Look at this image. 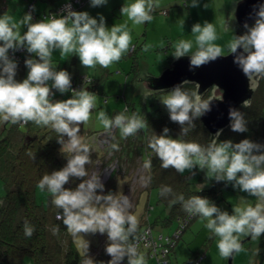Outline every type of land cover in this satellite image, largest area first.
Instances as JSON below:
<instances>
[{
    "label": "clouds",
    "instance_id": "obj_1",
    "mask_svg": "<svg viewBox=\"0 0 264 264\" xmlns=\"http://www.w3.org/2000/svg\"><path fill=\"white\" fill-rule=\"evenodd\" d=\"M89 2L90 6L99 7L107 0ZM185 6L198 7L199 0H188ZM158 7L157 0H132L121 6L120 15L126 16L133 24L141 25L154 19L153 12ZM62 13H51L35 22L30 12L18 22H12L7 15H0V125L26 126L31 122L56 133V142L61 146L60 152L65 150L66 154H61L67 163L59 170L44 174L37 187L50 194V202L58 209L56 220L62 221L72 238L79 242L83 264H97L88 254L90 242L84 238L96 233L106 234L105 252L111 257L107 264H121L125 258L127 264H146V257L138 250L137 244L140 221L130 211L132 203L129 197L122 192L105 194L101 173L97 169L91 173L88 171L92 149L80 132L81 125L90 120L98 107L97 95L83 86L79 90L72 89L70 73L57 70V65L52 62L53 53L59 50L61 54L76 55L85 69L97 65L107 69L126 53L135 50L128 25L108 27L102 15L98 19L93 18L85 11H73L67 3ZM224 27L226 31L233 32L231 22L226 21ZM243 27L245 31L242 34L233 35L228 53L248 80L264 78V3L258 5L253 24L245 23ZM21 28L25 29L23 33ZM191 33L196 34L194 42L180 40L172 54L174 59L188 57L191 70L224 57L222 47L215 43L218 37L211 22L193 24ZM20 49L28 54L24 60L28 71L25 79L17 81L18 65L9 52ZM189 82L185 80L164 91L165 95L160 99L170 121L180 127L176 138L169 135L167 127L159 135L153 132L149 138L148 146L159 158L161 168H171L180 175L198 168L205 172L207 180L230 183L233 189L264 201V144L247 138L238 143L220 141L222 130L204 145L185 139L195 129V121L211 111L212 101L223 98L217 85L218 99H205L198 92L184 87ZM91 83L92 80H88V85ZM53 90L72 95L67 99L53 100ZM243 105L250 106V103L246 100ZM126 113L127 109L109 117L105 110H101L97 115L106 136L102 143L111 150H119L118 142H112L116 139L115 130H119L122 139H127L149 127L143 114ZM228 116L233 132L248 131V121L243 112L229 108ZM27 155L35 159V152L29 151ZM142 167L150 172L152 159L144 161ZM72 178L81 182L74 189L65 188L64 185ZM151 179V175L141 177L142 186L148 187ZM160 196L173 197L172 205L180 204L189 217L206 221L204 227L210 233L209 238L218 237L217 248L224 259L244 251L241 237L258 239L264 234V203L235 207L229 214L208 198L193 195L186 199L183 194L173 193L168 186L161 188ZM241 200L246 201V197H241ZM51 231L56 234L59 227H53ZM34 232L35 226L25 219L24 236L31 238ZM259 253L257 247L250 264H258Z\"/></svg>",
    "mask_w": 264,
    "mask_h": 264
},
{
    "label": "trees",
    "instance_id": "obj_2",
    "mask_svg": "<svg viewBox=\"0 0 264 264\" xmlns=\"http://www.w3.org/2000/svg\"><path fill=\"white\" fill-rule=\"evenodd\" d=\"M87 0H62L53 7L40 12L33 11V4L27 6V13H31L35 17L47 16V14L58 13V9L64 3L72 4V10L82 6ZM264 3V0H262ZM57 11V12H56ZM165 13V11H164ZM46 14V15H45ZM63 14V13H62ZM45 18V17H44ZM42 18V19H44ZM255 19V18H254ZM254 19L247 22L251 26ZM36 20H33L35 22ZM244 24L239 26L238 30H235V35L242 34L245 29ZM140 43V47H141ZM228 51V50H227ZM135 53L134 51H131ZM10 57L17 62V74L15 79L22 81L25 75L26 67L24 60L28 56L24 49H20L16 52H9ZM113 65H119L115 63ZM65 66V64L63 65ZM67 66V63H66ZM69 67V66H68ZM73 68H75L73 70ZM71 71L66 70L71 76L78 74V67L74 66ZM112 66L107 69L100 66H96L93 74L103 72L106 70L110 72ZM60 70V69H58ZM106 72V73H107ZM102 74V73H101ZM104 75V73H103ZM85 77V79H84ZM88 80H92V83L88 85ZM148 84L149 80H145ZM94 76L84 74L78 77H71L72 89L79 90L82 86L86 87L85 90L92 92L96 89L94 84ZM90 90H88V88ZM184 87L191 92H198L203 98L208 99L212 93V88L207 89L205 92L197 91L194 83H187ZM261 91V90H260ZM257 91V94L260 93ZM53 100H63L70 98L71 93L60 94L55 92ZM218 91L215 89L213 94L215 96ZM264 96V95H263ZM255 96L250 102V106L243 105L237 109L245 114L248 121V131L244 133H237L236 136L231 135L234 133L230 127L222 130L219 140H231L233 143H238L245 138L246 133H260L262 140H264V110L262 109V103H264V97ZM148 121L149 127L143 131H138V135L134 137H128L127 139H116L113 143L118 142V147L121 148L115 151V155H119V159L122 157V161H119L121 167H112L109 171L108 179L103 182L105 194L111 192L126 193L128 185H130V178L125 183L115 182L117 172H120L125 177L132 176L131 172L142 169L143 176L151 175V183L148 187L138 186L134 191L132 190L135 202L132 203V210L137 209V206H143V210L149 215L148 210L152 207L149 201L150 193L155 190V197L157 203L162 204V210L166 209L168 216H165L162 220L156 217L154 223L159 219L163 224L171 222L172 219H176V225L170 233L154 232L153 222H149L148 217L144 214V225L139 228L137 236L140 239L142 233L148 228L152 234L153 241L159 245L156 247H146L143 244H138V250L141 254L145 255L146 261L151 262L149 264H171L172 256L175 248L176 241L181 237L183 231L189 225L191 220L186 221V215L180 204L172 205L170 203L173 197H161L160 190L163 186L171 187L173 193L179 195L183 194L187 199L193 195L208 198L211 202L218 199L215 193L214 187L210 188H193L192 182L186 175H180L175 170L169 168L167 170L162 169L158 157H155L154 153L148 146L149 138L153 132L159 135L163 128L170 129L169 135L172 138H176L179 134L180 127L178 124L170 121L168 112L162 113L155 117L152 115L144 114ZM196 127L189 133L186 140L195 141L202 145L209 143L210 133L206 127L202 124L201 120L195 121ZM85 136L88 133H84L82 127L80 134ZM56 133L48 127L37 126L34 123L28 125H0V264H83V253L80 251L71 234L66 230L62 221L56 220V214L58 209L50 202V194L47 191H41L38 187V181L44 174L51 173L54 170H59L67 163L62 154H66L65 150H61L60 145L55 139ZM87 138V137H86ZM82 138L88 145L90 142ZM128 143V144H127ZM264 143V141H263ZM91 145H93L91 143ZM124 145V147H123ZM110 152L107 144L103 148ZM96 149H94L95 151ZM35 152V159L32 160L27 153ZM97 156L96 152H92V162ZM152 159L151 171L147 172L143 169L142 165L147 159ZM103 159V158H102ZM111 158H108L110 162ZM91 164L88 165V171L91 170ZM120 170V171H119ZM135 172V171H134ZM137 174V173H136ZM120 178V177H119ZM81 181L79 179L72 178L64 185L65 188L74 189ZM124 186H123V185ZM227 186L229 184H226ZM123 187H125L123 189ZM132 212V211H131ZM146 217V218H145ZM158 218V219H157ZM27 219L32 225L35 226V232L31 238H26L23 233V221ZM59 227V232L53 234L51 229L53 227ZM96 244H89V255L99 264H107V261L111 259L105 252V246L107 242L106 234L102 235L105 239L100 240L99 233ZM175 234V235H174ZM162 235L161 240H157L156 237ZM101 236V234H100ZM102 237V238H103ZM167 240L164 241V238ZM248 241V243H247ZM243 243V248L251 249L249 243H254L255 247L251 250L260 249L258 256V264L264 261V234L258 239L247 240ZM167 247V250L162 253V250ZM205 246V244H204ZM176 250V249H175ZM204 255L200 254V251H195L187 259L182 261L181 264H202ZM121 264H127L125 258ZM180 264V263H177Z\"/></svg>",
    "mask_w": 264,
    "mask_h": 264
},
{
    "label": "rangeland",
    "instance_id": "obj_3",
    "mask_svg": "<svg viewBox=\"0 0 264 264\" xmlns=\"http://www.w3.org/2000/svg\"><path fill=\"white\" fill-rule=\"evenodd\" d=\"M241 1L243 0H238L237 3H235L236 0H199L198 7H191L193 19L187 24L188 27H186L183 23L184 17L181 14L168 20L165 19L166 16L163 15L165 13L159 14V16H157L151 22H148L146 28L143 29L147 32V36L143 35V37L134 41L133 45L135 46V53H126L119 62H116L119 63V65H111L112 68L110 69V72L103 70V72L96 71V74H93L94 71L91 72L92 74H88L90 76L93 75L95 78L94 84L96 85V89L92 91V93L97 95L98 104L97 109L92 112L90 120L87 123L81 125L84 133H88L86 136L83 133L80 134L81 137H87L86 139L90 142L89 147L92 149V152L97 153V156L94 158L95 160H93L91 163L92 168L89 173H91L94 169H97V171L101 173V181L105 182L109 177V171L111 168L116 167L119 169L121 165L119 164L118 160L122 161L123 159L122 157L119 159V155H121L120 153L115 155V151L110 149L109 152L103 149L105 148L106 143H102V141L106 139V136L104 134L102 125H100L97 121V115L99 111L105 110L109 117L117 114L118 112H124L125 109H127L126 114L128 115H131L133 112H135L137 114H148L155 117L167 112L166 108L160 103V99H162L165 95V92L171 88L166 90H153L149 88L145 80L152 77H157L164 69H166L173 63V61L176 60L173 58L172 54L174 53L175 45L180 40H189L194 42L196 34L191 33V27L195 23L203 24L205 21L211 22L216 28L218 37L215 43L222 47V55L228 53V45L233 39V35H235V29L238 30L240 26L235 17V9ZM234 3L235 6L233 9H230V7H228L229 4L233 5ZM205 5H207V7H205ZM226 21L231 22L233 32L225 30L224 26ZM106 24H109V22ZM181 30H185V33H181L182 36L180 38L174 39L172 34ZM186 30H188L187 33ZM221 37L222 39L226 37V40H229V42L225 43V40H221ZM171 42H173L172 45ZM140 43H142L141 47L139 45ZM193 50H195V47ZM71 59L72 58L66 62L67 70H70L69 67ZM52 62L53 64L57 63L55 60ZM76 62L78 69L82 71H78V74L71 76L74 78L86 74V71L80 64L79 58ZM27 71L28 70L26 69V76ZM25 78L26 77H24V79ZM212 95L213 94L211 93L210 96ZM256 95L259 97L263 96L264 89H262L259 94H255L253 98H255ZM145 97H147V99H145ZM253 98H251V101ZM242 106L243 105L239 107L241 108ZM262 106V109L264 110V103H262ZM114 134L116 139L122 140L118 129L115 130ZM231 135L236 136L237 134L234 132ZM245 138L260 144H264V140H262L261 134L259 132L246 133ZM91 143L93 145H91ZM121 148H119V150ZM94 149L96 150L94 151ZM108 158H111L110 162L108 161ZM134 171L131 172V174H133L129 177H127L128 175L125 177V175H122L120 172H117V176L115 177V182H119L120 180L121 183H125L127 179L130 178L131 183L128 185L126 189L127 192L124 193V195L129 197L131 203L135 202L136 198L134 197L132 190L135 191L138 188L136 185L142 187L141 177H143V174L141 175V173H143L142 169L136 170V168H134ZM183 175L189 177V180L192 182L193 188L195 189L214 187L218 199H215L212 202L221 210L228 211L229 214L232 213V209L235 207L245 208L248 205L264 203V201H261L256 197L248 196L247 193L241 192L238 189H233L230 183L227 186L225 182L207 180L205 177V172L200 171L198 168H194L192 173L186 171ZM124 188L125 187H123V189ZM241 197H246V201L241 200ZM149 201L152 206L148 210L149 215L146 214V210H143V206H137V209L134 210H132V208L130 209V211H132L131 213L135 215L140 221L139 228L144 225V220L142 219L143 215L145 214L148 217L149 222H153V231L155 233H170L177 223L176 219H172L171 222L166 224H163L161 221H159L158 218L162 220L165 216H168V212L166 209L162 210L161 203H157L155 190H152L150 193ZM156 217H158V220L156 223H154ZM205 223L206 221L199 217H193L191 219L189 225L183 231L181 237L176 241L171 264H181L182 261L187 259L190 255H192L193 252L197 250L200 251L201 255H204L202 264L227 263L226 259L221 257L219 254L217 248L218 237L209 238L210 233L204 227ZM99 237L100 240L105 239V237L102 235L100 236V234ZM84 238L88 240L90 244H96L98 235L89 234ZM73 240L77 248L81 251L79 242L75 239ZM249 244L251 249L255 247L254 243ZM251 249L244 248V251L235 254L233 256L232 264H250L252 253L254 252V250ZM149 263L151 262L146 261V264ZM28 264H30V262H28ZM261 264H264V261Z\"/></svg>",
    "mask_w": 264,
    "mask_h": 264
},
{
    "label": "water",
    "instance_id": "obj_4",
    "mask_svg": "<svg viewBox=\"0 0 264 264\" xmlns=\"http://www.w3.org/2000/svg\"><path fill=\"white\" fill-rule=\"evenodd\" d=\"M262 0H243L235 9L237 22L242 25L255 18V11ZM224 57L218 58L200 68H189V58L176 59L173 63L162 71L157 77H152L148 86L153 90H166L182 83L185 80L196 85L197 91L205 92L213 86L212 94L217 85L222 90V100H213L211 111L200 118L204 127L210 133V140L219 130H224L230 125L228 116L229 108H235L244 104V101L251 102L254 93L252 82L254 78L248 80L241 70L233 63V56L226 53ZM209 98H217L214 94ZM208 98V99H209ZM251 237H242L241 243L250 240ZM226 264H232L233 257L226 259Z\"/></svg>",
    "mask_w": 264,
    "mask_h": 264
},
{
    "label": "crops",
    "instance_id": "obj_5",
    "mask_svg": "<svg viewBox=\"0 0 264 264\" xmlns=\"http://www.w3.org/2000/svg\"><path fill=\"white\" fill-rule=\"evenodd\" d=\"M60 1L62 0H0V15H7L11 17L12 22H18L23 17V15L27 13L26 9L30 3L33 4V9H34L33 11L40 12L42 10H47L50 7L55 6ZM131 2L132 0H107V3L105 5L99 7H92L90 6L89 0H87L82 6H80L77 9V11H85L91 17L97 19L99 18V15H102L105 18L106 23L109 22V24H106V26L108 27H111L113 24L118 26L127 23L133 44L134 41H136V39L143 37V35L147 36V32L144 31L143 29L146 28L148 22L145 24L136 25L133 24L131 21H129L126 16L120 15L121 6L123 4H128ZM187 2L188 0H157L159 7L153 12V17L155 19L157 16H159V14H163L164 11L165 14L163 15L166 16L165 19L167 20L172 19L173 17L181 14L184 17L183 23L185 24L186 27H188L187 24L190 21H192L193 17L191 13V7L185 6ZM235 3L233 5L229 4L228 7H230V9H233ZM24 30L25 29L21 28L20 32L23 33ZM187 32L188 30H186V33ZM181 33H185V30H181L176 33L174 32L172 36L174 39L180 38L182 36ZM221 40H225V43L229 42V40H226V37H224L223 39L221 37ZM172 44L173 42H171V45ZM70 58L72 59L69 67L70 68L69 72L73 73V70L75 69L73 67L77 66L76 61L78 60V57L76 55H73V53L61 54L59 50L55 51L52 55V61L53 60L57 61V63L54 64L57 65V70L58 69L67 70L66 62ZM64 64L65 66H63ZM72 68L73 70L71 71ZM95 68H87V69L83 68V69L86 71L85 72L86 74H92L91 72H93ZM88 90L90 89L88 88Z\"/></svg>",
    "mask_w": 264,
    "mask_h": 264
},
{
    "label": "built area",
    "instance_id": "obj_6",
    "mask_svg": "<svg viewBox=\"0 0 264 264\" xmlns=\"http://www.w3.org/2000/svg\"><path fill=\"white\" fill-rule=\"evenodd\" d=\"M65 4H66V3L62 4V6L57 10L59 14H62V10H63ZM67 4H70V3H67ZM70 5H71V9H73V8H72V4H70ZM57 11H56V12H57ZM45 15H46V14H45ZM47 15H48V14H47ZM44 17H46V16L35 17L34 15H32L33 20H36V21H39V20H41V19L44 18ZM192 218H193V217H189L188 214H187L185 220L188 221V220H191ZM174 235H175V234H174ZM153 238H154V237L152 236L150 230H149L148 228H146V230L142 233L140 239H138L137 244H143V245L146 246V247H150V246H152V247H156V246L159 245V244H157L156 241L154 242V241H153ZM156 239H157V240H161V239H162V235H158V236L156 237ZM165 240H167V237L164 238V241H165ZM164 248H165V249L162 250V253H164V252L167 250V247L164 246Z\"/></svg>",
    "mask_w": 264,
    "mask_h": 264
},
{
    "label": "flooded vegetation",
    "instance_id": "obj_7",
    "mask_svg": "<svg viewBox=\"0 0 264 264\" xmlns=\"http://www.w3.org/2000/svg\"><path fill=\"white\" fill-rule=\"evenodd\" d=\"M252 84H254L253 85V87H254V93L252 95V98H253L254 95L257 94V91H260V90L262 91V89H264V78H261V79H258V80L256 78H254V81L252 82ZM211 88H213V86H211L209 89H211ZM218 94L219 93L217 92L216 95H218Z\"/></svg>",
    "mask_w": 264,
    "mask_h": 264
}]
</instances>
